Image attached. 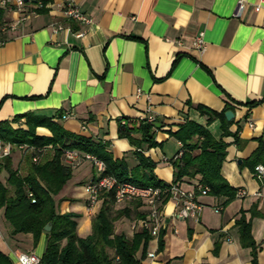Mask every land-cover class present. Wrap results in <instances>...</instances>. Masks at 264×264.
Instances as JSON below:
<instances>
[{
  "label": "crops",
  "instance_id": "crops-1",
  "mask_svg": "<svg viewBox=\"0 0 264 264\" xmlns=\"http://www.w3.org/2000/svg\"><path fill=\"white\" fill-rule=\"evenodd\" d=\"M72 1L91 20L89 25L65 18L64 0H52L47 11L20 22L16 9L0 8V122L27 130L26 116H31L39 125L36 135L45 138L53 136L47 124H54L69 134L59 143L75 144L73 135L102 143L113 160H124L129 170L139 166V153L166 184L174 182L173 164L182 152L173 134L187 122L206 129L227 144L220 173L236 190L235 199L223 206L224 198L198 193L203 210L190 220L178 219L175 201L168 200L162 207L163 247L153 238L142 264H252L251 249L242 246L236 225L243 212L250 219L252 209L259 215L251 219V234L260 247L258 264H264V179L256 177L257 165L247 164L259 141L264 144V0H242L245 7L238 17L239 0ZM54 26L62 30L55 33ZM78 32L83 37H76ZM201 32L204 52L193 46ZM253 102L259 104L247 106ZM197 106L216 113L229 107L234 118L227 121L224 114V120L231 135L224 136L223 122H208L209 116ZM143 115L155 118L157 145L152 148L145 143L136 147L118 136L121 119L139 121ZM236 133L239 144L232 136ZM133 138L142 140L140 134ZM73 152L81 161L53 200L57 214L77 215V235L86 238L103 198L88 208L85 187L99 174L85 160L86 153ZM9 158L11 168L25 176L29 164L24 151L15 147ZM7 179L0 168V182L7 186ZM199 181L184 177L179 185L195 192ZM238 190L246 194L238 197ZM124 210L114 231L131 239L148 209L134 199L114 206V211ZM4 214L0 209V252L10 264H19L20 253L41 258L48 232L36 244L31 233L12 235ZM149 252L153 259L147 257Z\"/></svg>",
  "mask_w": 264,
  "mask_h": 264
},
{
  "label": "trees",
  "instance_id": "trees-1",
  "mask_svg": "<svg viewBox=\"0 0 264 264\" xmlns=\"http://www.w3.org/2000/svg\"><path fill=\"white\" fill-rule=\"evenodd\" d=\"M33 1L41 4L36 12L47 11L46 5L52 2V0ZM258 104L259 102H253L247 106L253 107ZM197 109L202 115L209 116L208 122L214 119L221 120L223 135H231L229 124L224 120V114L229 107H226L222 113L209 111L203 106H197ZM26 125L27 130L14 129L10 122H0V140L16 146L26 145L28 148L23 151L29 164L27 174L20 176L18 171L11 168L9 157L0 162V168L5 169L8 174L7 186H10L9 188L0 182V209H5L4 215L11 234L31 233L35 244L44 232V227L51 223V231L47 233V241H45L46 249L40 258L41 264H142L148 244L153 239L146 229L136 232L131 239L123 233L115 234L114 223L126 214V210L114 211L116 203L113 191L100 196L103 202L92 219L91 235L86 238L77 235L75 221L77 215L57 214L53 200L71 178V168L63 164V157L67 151L76 150L96 157L106 167L103 175L113 176L120 182L166 191L171 184L179 183L184 177L197 178L200 180V185L209 188L210 195L224 198L221 205L225 206L235 199L236 190L223 180L220 173L221 165L227 156V144L222 140L216 141L206 129L194 123H185L177 133L173 134L176 140L181 142L182 152H179L181 155L178 154L177 160L174 161V182L171 184L160 182L154 175V165L139 153H136L139 166L129 170L124 160H113L102 143H93L89 139L73 135L75 144L66 146L59 143L60 139L69 135L61 130L62 128L51 123L47 124L53 136L45 138L36 135L34 130L39 125L33 122L31 116H26ZM135 134L142 136L140 142L134 140ZM118 136L129 140L136 147L141 146L142 143L150 148L157 145L154 139V125L141 120L121 119ZM232 136L237 144L241 142L238 133ZM195 150H200V154L192 157L190 153ZM35 158L37 161L33 162ZM247 164L254 167L258 164L264 166V144L261 141ZM30 193L33 198L29 197ZM195 193L200 192L197 190ZM168 200L170 197H165L163 204ZM147 215L142 216V220L146 219ZM258 215L252 209L250 219H247L243 212L241 218L236 220L242 246L251 249L252 264L259 262L257 256L260 247L251 234V219ZM163 236L164 230L161 229L158 238L159 249L163 247ZM138 252L141 254L140 258L137 257ZM0 264H10L8 258L1 252Z\"/></svg>",
  "mask_w": 264,
  "mask_h": 264
},
{
  "label": "built area",
  "instance_id": "built-area-1",
  "mask_svg": "<svg viewBox=\"0 0 264 264\" xmlns=\"http://www.w3.org/2000/svg\"><path fill=\"white\" fill-rule=\"evenodd\" d=\"M10 7L16 9L17 12L21 14L19 18L20 21H25L26 19H30L31 16L37 14V9L41 7L40 3H36L33 0H0V8ZM245 7V2L242 0L238 1L237 11L234 17H238ZM62 13L65 18L68 20H72L73 22L81 25L87 26L91 23V20L76 6L74 5L72 0H64L63 5L61 6ZM261 9L260 5L255 7V12H259ZM264 25V23H263ZM15 26V25H14ZM264 27V26H263ZM62 30L61 26H54L53 31L56 33ZM82 32L76 33V37H83ZM193 46L195 49L204 52L206 49L204 42V33L201 32L195 38L193 42ZM139 93V92H138ZM69 115L63 116L64 119H67ZM141 121H145L146 123H154L155 118L151 115L141 116ZM18 148L19 150H25L28 147L26 145H12L11 143L4 142L0 140V161L4 158H7L11 155L14 148ZM33 150V149H31ZM181 153L179 154V156ZM64 161L68 167L71 169L77 168L81 159L78 154L73 151H67L64 155ZM85 160L91 162L99 176L96 180L91 181L86 185L85 190L88 195L87 197V206L89 209H93L100 201V196L103 193H107L110 191L114 192V198L116 204H122L127 201L138 200L142 204H144L148 209V215L146 219L140 221V230L146 229L148 233L151 234L152 238L158 239L161 229L164 227V217L162 212L163 200L165 197L169 196L170 200L172 199L176 203V215L180 220H190V219H198L200 216L203 205L197 201V194L193 191H185L181 188L179 183L171 184L170 187L163 191L160 188L153 187H140L134 185L130 182H120L113 176L103 175L105 172V165L102 161L98 160L96 157L92 155H85ZM37 159H33V162H36ZM255 174L259 180L264 179V166L257 165L255 167ZM198 191L202 195H206L209 193L208 187H203L202 185L198 186ZM245 191L238 190L237 196H244ZM30 198H33L32 194H29ZM34 202L35 200H31ZM0 241H1V232H0ZM17 260L19 264H41L40 257L35 253H20L17 256ZM150 259L155 257L154 253H150L147 255Z\"/></svg>",
  "mask_w": 264,
  "mask_h": 264
},
{
  "label": "water",
  "instance_id": "water-1",
  "mask_svg": "<svg viewBox=\"0 0 264 264\" xmlns=\"http://www.w3.org/2000/svg\"><path fill=\"white\" fill-rule=\"evenodd\" d=\"M225 117L227 119V121H230L231 119L234 118V113L231 111H228L225 113ZM51 223H48L45 227H44V231L45 232H50L51 231Z\"/></svg>",
  "mask_w": 264,
  "mask_h": 264
},
{
  "label": "rangeland",
  "instance_id": "rangeland-1",
  "mask_svg": "<svg viewBox=\"0 0 264 264\" xmlns=\"http://www.w3.org/2000/svg\"><path fill=\"white\" fill-rule=\"evenodd\" d=\"M14 150V149H13ZM16 150V149H15ZM22 151V150H21ZM13 152V151H12ZM28 172V171H27Z\"/></svg>",
  "mask_w": 264,
  "mask_h": 264
}]
</instances>
